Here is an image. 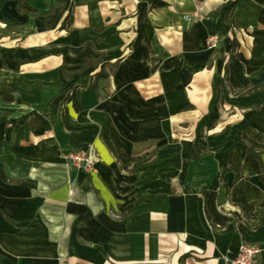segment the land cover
<instances>
[{
    "label": "crops",
    "instance_id": "obj_1",
    "mask_svg": "<svg viewBox=\"0 0 264 264\" xmlns=\"http://www.w3.org/2000/svg\"><path fill=\"white\" fill-rule=\"evenodd\" d=\"M246 138L264 146V0H0V264H230L243 244L264 264V179L243 172L248 218L223 173ZM89 148L93 174L66 160Z\"/></svg>",
    "mask_w": 264,
    "mask_h": 264
},
{
    "label": "trees",
    "instance_id": "obj_2",
    "mask_svg": "<svg viewBox=\"0 0 264 264\" xmlns=\"http://www.w3.org/2000/svg\"><path fill=\"white\" fill-rule=\"evenodd\" d=\"M22 8L27 12H34V9L28 5L24 4L22 5ZM240 58L246 65V69L248 72H253L255 70L254 68L248 66V62L243 57ZM228 81L232 85L239 86V83L231 73H228ZM20 124L21 122L18 125ZM245 140L248 143V149L246 151L245 157L243 159H240L238 156L231 152L228 157L229 167L223 169V173L227 171H233L235 173L234 186L230 193V196H232L234 204L240 208L243 214H245L248 218H253V201L259 199L262 195V192L259 188L249 182L248 178L243 175V172L245 170H248L249 172L256 174L261 180L264 179V174L261 170L259 162V150L264 149V146L248 138H246ZM262 223H264V221H262Z\"/></svg>",
    "mask_w": 264,
    "mask_h": 264
},
{
    "label": "built area",
    "instance_id": "obj_3",
    "mask_svg": "<svg viewBox=\"0 0 264 264\" xmlns=\"http://www.w3.org/2000/svg\"><path fill=\"white\" fill-rule=\"evenodd\" d=\"M199 14L186 15L184 17L185 21H190L192 19H200ZM222 34H212L206 40V47L208 49H218L220 48V43L222 42ZM69 165L87 174H93L96 171V158L92 155L91 149L76 151L68 155L66 158ZM261 253V248L256 245L243 244L240 247L239 253L233 259H226L230 264H261L259 261V255Z\"/></svg>",
    "mask_w": 264,
    "mask_h": 264
},
{
    "label": "rangeland",
    "instance_id": "obj_4",
    "mask_svg": "<svg viewBox=\"0 0 264 264\" xmlns=\"http://www.w3.org/2000/svg\"><path fill=\"white\" fill-rule=\"evenodd\" d=\"M71 29V27L70 26H68V29L67 30H70Z\"/></svg>",
    "mask_w": 264,
    "mask_h": 264
}]
</instances>
